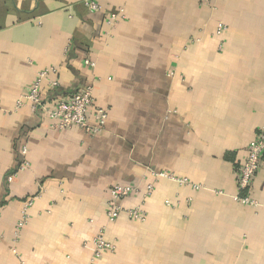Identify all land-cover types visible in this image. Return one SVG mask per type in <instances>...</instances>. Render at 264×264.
Returning a JSON list of instances; mask_svg holds the SVG:
<instances>
[{
    "label": "crops",
    "instance_id": "crops-1",
    "mask_svg": "<svg viewBox=\"0 0 264 264\" xmlns=\"http://www.w3.org/2000/svg\"><path fill=\"white\" fill-rule=\"evenodd\" d=\"M47 69L44 104L93 86L101 133L17 107ZM261 127L264 0H0V264H90L100 231L115 251L93 264H264V154L236 184ZM130 183L122 206L145 220L108 223V190Z\"/></svg>",
    "mask_w": 264,
    "mask_h": 264
},
{
    "label": "built area",
    "instance_id": "built-area-1",
    "mask_svg": "<svg viewBox=\"0 0 264 264\" xmlns=\"http://www.w3.org/2000/svg\"><path fill=\"white\" fill-rule=\"evenodd\" d=\"M221 0H199L203 7H212L215 3ZM87 7L91 11L99 9L95 2L87 3ZM119 13H110L109 21H116ZM225 28L220 25L219 30ZM85 65L94 66L93 63L85 61ZM56 74L55 69H47L37 74L34 82L30 86L29 91L22 96V99L17 102V107H21L23 102H27L30 109L34 112L42 111L49 119L51 129L55 131H65L72 128L82 129L88 135H97L104 130L107 121V111L94 103L93 86H86L72 96L62 99H56L49 107L42 101L41 86L44 81H48L51 88L58 85L56 80L49 79L50 76ZM25 153V152H24ZM264 154V127H261L253 142L249 144L246 150V158L237 175V189L239 192H246L252 185L256 174L260 168L261 157ZM26 168V163L21 166V169ZM154 179L164 178L177 182L179 185H185L189 182L186 179H178L164 172H152ZM154 186L152 183L147 184L141 193L142 198L146 199L153 193ZM140 188L135 184L116 185L108 190V200L105 211V217L108 223L115 222L121 215L125 214L127 218L135 222H143L145 213L142 206H136L130 209H124L122 202L126 199L138 195ZM243 205H254V201L248 196L238 198ZM31 205V202H28ZM26 218H22L17 223V231L21 230ZM18 233V232H17ZM92 257L90 264L99 260L105 253L115 251V246L105 239L104 233L100 231L91 241Z\"/></svg>",
    "mask_w": 264,
    "mask_h": 264
},
{
    "label": "trees",
    "instance_id": "trees-1",
    "mask_svg": "<svg viewBox=\"0 0 264 264\" xmlns=\"http://www.w3.org/2000/svg\"><path fill=\"white\" fill-rule=\"evenodd\" d=\"M143 192V191H142ZM124 202V201H123Z\"/></svg>",
    "mask_w": 264,
    "mask_h": 264
}]
</instances>
